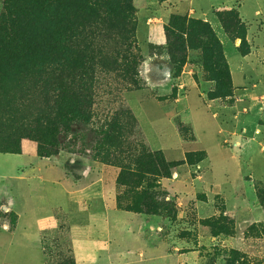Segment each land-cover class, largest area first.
Segmentation results:
<instances>
[{"label":"rangeland","instance_id":"1","mask_svg":"<svg viewBox=\"0 0 264 264\" xmlns=\"http://www.w3.org/2000/svg\"><path fill=\"white\" fill-rule=\"evenodd\" d=\"M170 1L131 0L137 22V49L132 52L138 64L129 75L123 59L97 68L92 124L74 127L57 156L40 158L37 143L29 139L19 141L11 155L0 154V264H62L74 256L72 247L77 264H176V257L161 258L168 248L158 230L163 220L165 230L176 226L182 231L175 232L173 244L196 248L206 264H229L233 258L240 264H264V14L255 17L264 0H217L222 5L214 13L216 29L210 27L230 64L233 97L219 94L223 76L217 71L222 68L213 57L208 62L211 53L200 38L182 36L186 62L177 71L166 50L165 27L177 15L170 16ZM214 1L195 0L198 20L206 18ZM240 5L253 24L252 54L245 60L239 53L244 32H225L218 19L219 13H239ZM187 8L179 5V14ZM102 18L99 28L113 35L124 26L112 14ZM111 120L118 130L106 147L98 133ZM158 152L169 163L184 164L171 170L170 179L150 177L143 187L118 185L123 165ZM202 154L204 161L192 166L203 160ZM189 155L193 158L187 162ZM90 167V174L74 180ZM63 173L73 177L71 182ZM98 176L116 194L121 212L108 211L100 184L81 196L65 194L71 183L85 187ZM81 200L87 203L84 210L70 205ZM66 207L68 218L59 212ZM211 218H219L232 234L213 237L218 230L203 224ZM195 255L186 264H196Z\"/></svg>","mask_w":264,"mask_h":264},{"label":"trees","instance_id":"2","mask_svg":"<svg viewBox=\"0 0 264 264\" xmlns=\"http://www.w3.org/2000/svg\"><path fill=\"white\" fill-rule=\"evenodd\" d=\"M165 1L169 0H161ZM0 5V154L11 155L19 141L29 139L37 143L38 156L49 159L60 153L63 139L75 133L74 127L86 128L92 124L97 68L116 66L123 59L129 75L138 64V56L132 52L137 49V22L133 19L132 2L0 0ZM103 13L112 14L124 23L115 35L99 28V23L105 21ZM218 19L225 32L238 29L244 32L239 53L243 57L250 55L248 27L239 13H219ZM230 22H233L232 27L225 28ZM210 25L201 20L172 16L165 27L166 50L178 71L186 62L187 42L182 36L200 38L205 50L211 53L207 56L208 62L213 57V63H219L222 68L217 71L223 76L219 94L233 97V80L223 45ZM108 40L112 41V46L107 44ZM112 120L98 133L106 147H111L118 130L116 121ZM190 157L192 155L187 162ZM202 157L203 160L191 165L203 162L205 154ZM183 164L169 163L159 152L143 153L133 165H123L117 183L128 188L143 187L150 177L170 179L171 170ZM164 195L169 193L164 192ZM149 198L154 199L153 195ZM220 219L225 224L228 221ZM218 222L219 218H211L203 224L218 230V233L213 230V237L230 236L232 229L229 233L228 225ZM182 235L188 237L191 233ZM240 261L233 258L229 264H240ZM62 264H76L74 256L64 258Z\"/></svg>","mask_w":264,"mask_h":264},{"label":"crops","instance_id":"3","mask_svg":"<svg viewBox=\"0 0 264 264\" xmlns=\"http://www.w3.org/2000/svg\"><path fill=\"white\" fill-rule=\"evenodd\" d=\"M188 1V2H187ZM257 1H259V0H257ZM256 1V2H257ZM195 2V0H171L170 1V3L172 4V6H171V8H172V12H171V14H170V16L172 15V14H177V15H182V16H188L189 18H193V19H199L198 17H197V11L195 10V9H193V5L195 4L194 3ZM169 3V4H170ZM185 4V6H187L188 5V8H187V10H184L185 12H182V14H179V10H178V7H179V5L180 6H183ZM209 6H210V9L209 10H204L205 11V19L203 20V21H206V22H208V23H210L213 27H215L216 26V21H217V18L215 17V10H216V7L218 6V7H220L222 4H220V3H218V1L216 0V1H214V2H210L209 4H208ZM257 7H259V9L261 8V4L260 5H258ZM256 10V12H255V17H260V16H262V14H264V9L262 8V10ZM210 10H212L213 12V14L211 15V14H209V11ZM183 11V10H182ZM181 13V12H180ZM239 14H240V17H241V21L244 23V24H246L247 25V27H248V37H247V40H248V42L250 43V45H251V40H252V37H251V28L253 27V24H250L249 22H248V20H247V18H245L244 17V15H243V13H242V6L240 5V9H239ZM211 15V16H210ZM159 16V15H158ZM159 18L164 22V18H162V16H159ZM156 21H158V20H156ZM263 22V21H262ZM165 23V22H164ZM164 25V24H163ZM264 25V22L263 23H261V26H263ZM147 27H149L150 28V26L149 25H146ZM215 29H216V27H215ZM149 39H152V37H150ZM251 54H252V47H251ZM251 54L250 55H248V56H246V57H243L242 56V58H243V60H245V59H247V58H249L250 56H251ZM228 61V60H227ZM228 64H229V62H228ZM229 67H230V64H229ZM230 71H231V69H230ZM231 75H232V73H231ZM233 80V79H232ZM234 86V85H233ZM234 94H235V88H234ZM263 99V98H262ZM239 102H240V100H236V102H235V105H237V104H239ZM245 111V110H244ZM191 127H192V130H193V132H194V129H193V126L191 125ZM194 134H195V132H194ZM195 137H196V135H195ZM197 138V137H196ZM183 145H186V143H184V142H181ZM187 144H190V143H187ZM26 149H28L29 150V152H30V146H27L26 147ZM91 169V167L90 168H88V169H86V170H84L83 171V173L81 174V176L78 178V179H74L75 181H78V180H80V179H83L85 176H87L88 174H90L92 171L90 170ZM19 171H20V169H19ZM38 171H41L40 169L38 170ZM42 172V171H41ZM64 175H63V177L65 178V181L66 182H71V180H72V178L73 177H71V176H68V175H66L65 173H63ZM33 177H36V175H35V173L33 174ZM99 177V176H98ZM21 179H25V177H24V175L23 176H21ZM103 177H99L98 179H96L95 181H91L90 182V184H88L87 186H85V187H75V186H78V182L77 183H75V184H73V183H71V185H70V188H67V190L66 189H64V191H65V194L67 195V197L68 196H78V195H83L84 193H86V192H88V191H90L93 187H95L97 184L99 185H102V187H101V193H102V195L104 196V200H105V204L107 205V209H108V211L109 212H121V211H119V210H117V208H116V204H117V200H116V194L114 193V192H110V190H109V188H107V187H105V185L103 184ZM44 181H46V179H44ZM183 182V184H185V182L184 181H182ZM69 184V183H68ZM218 194H221V191L220 190H218ZM183 200V199H182ZM187 204H188V202L189 201H185ZM190 203V202H189ZM87 203H86V201H83V200H81L80 202H76V203H72V204H70L71 206H74V205H76V207L78 208V209H80V210H84V208L87 206L86 205ZM73 208V207H72ZM67 207H66V211H63L62 210V208H60V211L59 212H61V214L65 217V218H68L69 217V214L67 213ZM69 209H70V207H69ZM124 213V212H123ZM127 214V213H126ZM122 217V216H121ZM155 217H158V216H155ZM150 218H153V217H150ZM159 218H161V217H159ZM163 220V219H162ZM18 221H19V216H17V223H18ZM164 221V220H163ZM162 221V223H160V224H158V230H159V233H160V235H161V238L163 239V242L164 243H166L167 245H168V248H166V250L164 251V256H161V258H163V257H176V264H186L187 263V260H188V256L189 255H191V254H193V255H195V256H197V260L195 261L196 262V264H206L202 259H201V256H200V252H199V250L197 251V249L196 248H189L188 246H189V244H187L186 243V245H181V246H179V244H173V242L175 241V238H176V234L179 232H182L181 231V229H179L178 231H177V229H176V226L175 225H173V224H169V223H167V224H169V225H173V226H175V229H166L165 230V228H163V223H165V222H163ZM47 226H49V227H51L50 229H52L53 227H54V225L53 226H50V224L49 225H47ZM17 227V226H16ZM68 227V226H67ZM49 229V230H50ZM70 231V229H69V227H68V232ZM177 231V233H175ZM72 239V238H71ZM200 239H202V238H200ZM186 246V247H185ZM71 251H72V254L74 255V259H75V262H76V264H77V260H76V252H75V249L72 247L71 248ZM139 257L140 258H142L143 257V253L141 252L140 254H139Z\"/></svg>","mask_w":264,"mask_h":264}]
</instances>
